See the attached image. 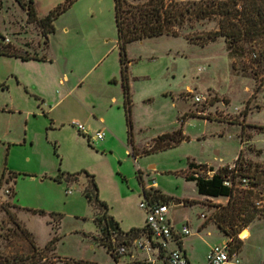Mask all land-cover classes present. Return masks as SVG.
I'll return each mask as SVG.
<instances>
[{
  "label": "rangeland",
  "instance_id": "374dc122",
  "mask_svg": "<svg viewBox=\"0 0 264 264\" xmlns=\"http://www.w3.org/2000/svg\"><path fill=\"white\" fill-rule=\"evenodd\" d=\"M61 2L36 5L46 14ZM75 22L80 29L67 32ZM55 26L47 43L18 0H0V45L11 41L21 51L50 54L55 63L32 67L50 88L45 101L19 78L27 76L28 64L0 52V264H27L48 254L75 259L59 264H150L152 250L134 242L118 261L101 243L105 232L97 215L104 208L89 201L85 190L94 194L95 188L85 172L56 178L83 169L96 173L101 195L113 197L134 220L143 217L138 202L144 187L169 195L162 198L171 220L189 222L184 246L191 259L202 261L210 245L230 239L243 264H264V41L230 45L219 35L202 42L218 23L192 17L178 35L128 42L131 147L114 0H75ZM104 111L107 122L101 121ZM80 122L105 129V136L90 140ZM179 127L181 141L147 150L155 136ZM190 160L214 168L237 161L248 182L236 174L231 197L200 194L185 178L201 171L189 167ZM247 207L258 212L246 223Z\"/></svg>",
  "mask_w": 264,
  "mask_h": 264
},
{
  "label": "trees",
  "instance_id": "16d2710c",
  "mask_svg": "<svg viewBox=\"0 0 264 264\" xmlns=\"http://www.w3.org/2000/svg\"><path fill=\"white\" fill-rule=\"evenodd\" d=\"M19 3L26 8L28 12V20L36 21L41 27L42 34L45 35V40L49 43V34L56 29V18L66 11L75 0H64L57 7L51 9L46 14L40 15L37 11L35 0H18ZM115 7V20L118 29V45L120 47V59L122 66V88L124 94V108L125 118L127 123L128 142L133 145L132 136V121H131V98H130V85L128 81L127 63L130 59L126 54V44L132 40H138L145 37L157 36L161 34H179V27L192 17L194 18H213L216 19L218 27L209 31L204 36L202 42L214 39L219 35L225 36L230 45L236 42L246 40H262L264 41V0H114ZM1 34V33H0ZM7 45H0V52L8 55L20 56L23 59L29 58H44L38 56L36 53L32 54L27 49L21 51L11 41ZM264 56V50L260 51ZM184 138L182 129L176 128L173 131H164L153 139V143L147 149H158L174 145ZM134 156L137 155L132 150L130 151ZM147 152V151H146ZM238 158V157H236ZM206 162L188 161V166L195 168L196 166L203 167ZM240 167L237 161L233 167L222 165L217 168L211 176H205L204 173L198 175L186 176V179L194 180L196 183L197 191L205 195H227L232 196L234 191V177L239 174L246 176L244 173L239 172ZM85 172L89 176L95 188L93 194L89 188L85 190L86 195L90 202L103 207L104 212L98 214V219L102 223V228L105 234L102 236L101 243L105 244L107 249L114 255L115 260L121 257V253L116 251V247L120 244H129L133 242V238L140 235L146 228L141 226H132L126 230L122 229L119 221L109 213L108 203L99 195V186L96 180V175L87 169L76 172L61 171L56 178L62 180L75 179L80 173ZM4 177V174H3ZM229 178L232 180V185L224 183V179ZM254 184V185H253ZM256 182H252L255 186ZM88 185H91L88 183ZM145 196H152L160 201H167L162 196L168 197L166 193L143 188ZM256 201V200H255ZM247 209L246 223L255 216L258 209ZM36 211V210H35ZM41 213L45 210L41 209ZM264 213V211L260 212ZM52 237L50 240H53ZM73 258L67 257L65 261L70 262ZM75 260V259H73ZM139 264V263H136Z\"/></svg>",
  "mask_w": 264,
  "mask_h": 264
},
{
  "label": "built area",
  "instance_id": "2783aa9c",
  "mask_svg": "<svg viewBox=\"0 0 264 264\" xmlns=\"http://www.w3.org/2000/svg\"><path fill=\"white\" fill-rule=\"evenodd\" d=\"M79 130L87 133L86 125L77 123ZM105 129L100 128L94 137L103 138ZM235 163L228 164V167H233ZM217 168L212 167L206 162V165L200 167V172L205 176H211ZM197 174V173H196ZM242 182H248V177L242 176ZM224 183L232 185L233 182L229 178L224 179ZM139 206L144 210L145 218L143 227L145 231L133 238V242L140 249L152 250L153 257L150 256V264H243L240 261L238 253L233 249L230 239H225L216 242L209 246L205 253L203 263H195L191 261L184 249L181 247L183 237L191 234L189 222L186 220L181 224H177L171 220L169 216L170 204L168 201H160L152 196H145L141 193ZM142 235V236H141ZM141 237H143L141 239ZM125 244H120L116 247V251L124 253L126 250ZM41 254V252H38ZM67 257L57 254L43 255L40 259H35L27 264H59L60 261H65Z\"/></svg>",
  "mask_w": 264,
  "mask_h": 264
},
{
  "label": "crops",
  "instance_id": "0c3cea01",
  "mask_svg": "<svg viewBox=\"0 0 264 264\" xmlns=\"http://www.w3.org/2000/svg\"><path fill=\"white\" fill-rule=\"evenodd\" d=\"M38 1L39 0H35V5L36 4H38ZM36 8H37V5H36ZM52 8H49V9H47V10H44L43 11V13H47V12H49L50 10H51ZM37 11H38V9H37ZM38 13L40 14V15H42L39 11H38ZM78 31L79 29H80V23L79 22H75V23H73V24H71V25H66V31L68 32V31H70L71 30V28H73V27ZM118 40V39H117ZM50 41V40H49ZM50 47V44H47V46H46V48H49ZM104 53H105V51H104ZM103 53V54H104ZM38 56H41L40 54H38V53H36ZM103 54H101L100 55V57L96 60V62L95 63H97V61H99L100 60V58L103 56ZM44 58H42V59H39V58H29V59H23L22 57H20V56H18V58H19V60H23V61H25V64H28L27 66H29V71L27 72V76L26 77H22V76H19V78H21V81L24 83V85L26 86V87H28V88H31L32 90H34V91H36V93H38L39 95H41L42 97H44L43 99L45 100V101H50V95H49V92H50V88L48 87V85L46 84V81H45V79H44V75L42 74V73H39V72H35L34 71V69H32V67L33 66H35L36 64H48V63H51L52 65H54L55 63H54V58L50 55V54H44V55H42ZM32 65V66H31ZM62 79V78H61ZM60 99H62V97L61 98H59V99H57L56 100V102H54V103H57V102H59L60 101ZM102 113V112H101ZM89 119V118H88ZM91 119H89V121H90ZM107 118H106V112L104 111V113H102V115H101V121H106L107 122ZM109 124L111 125V126H113L114 127V125H113V123H111V122H109ZM87 128V133H85V132H83L84 133V135H87L88 136V138L90 139V140H92V139H96V140H99V137H94L95 136V133H96V131L99 129H96L95 131H92V129H90V128H88V127H86ZM116 128V127H115ZM114 128V129H115ZM132 128H133V125H132ZM132 136H133V131H132ZM109 139L110 138H106V139H103V140H101V142H100V145L102 146V147H104V149H107V144H108V141H109ZM127 140H128V133H127ZM129 143V142H128ZM133 144H135L134 143V139H133ZM127 150L129 151V148H127ZM129 153H130V151H129ZM138 155V154H137ZM136 156V155H135ZM198 161H201V160H198ZM197 161V162H198ZM202 162H207L208 163V161H202ZM90 171V170H89ZM90 172H92V171H90ZM94 173V172H93ZM95 175H96V173H95ZM97 180V179H96ZM141 181V180H140ZM98 183V182H97ZM121 183V182H120ZM99 184H100V182H99ZM99 184H98V186H99ZM141 190H142V181H141ZM142 193V192H141ZM140 193V194H141ZM99 195H100V197L102 198V199H104V200H106L107 201V203H108V211H109V213H111L112 215H114V217L119 221V224H120V226L122 227V229H124V230H126V229H128V228H130V227H132V226H139V227H141V226H143L144 225V218H145V213H144V210L141 208V210H142V212H143V217H142V219H140V220H134V218H135V215L131 212V211H129L127 208H123V207H119V206H117L115 203V199L113 198V197H111V196H107V195H101V190L99 189ZM176 200L177 199H173V202H176ZM190 235V234H189ZM188 235H186L185 237H183V239H182V242L180 243V245H181V247L184 249V251H185V253H186V255H187V257L191 260V261H193V262H195V263H203L204 262V260H205V257H204V259L202 260V261H199V260H194V259H191L190 258V256L188 255V253H187V250H186V248H185V246H184V239L187 237ZM112 256V255H111ZM66 257H68V256H66ZM113 257V256H112ZM122 257H124V256H122ZM113 259H114V257H113ZM114 262H115V260H114ZM114 264V263H113Z\"/></svg>",
  "mask_w": 264,
  "mask_h": 264
},
{
  "label": "bare ground",
  "instance_id": "6f19581e",
  "mask_svg": "<svg viewBox=\"0 0 264 264\" xmlns=\"http://www.w3.org/2000/svg\"><path fill=\"white\" fill-rule=\"evenodd\" d=\"M247 232H248L247 230L243 231L242 234H241V236L247 235Z\"/></svg>",
  "mask_w": 264,
  "mask_h": 264
}]
</instances>
